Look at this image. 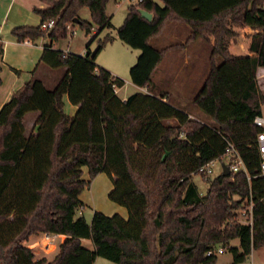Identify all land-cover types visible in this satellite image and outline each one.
<instances>
[{
  "label": "trees",
  "instance_id": "16d2710c",
  "mask_svg": "<svg viewBox=\"0 0 264 264\" xmlns=\"http://www.w3.org/2000/svg\"><path fill=\"white\" fill-rule=\"evenodd\" d=\"M46 1L35 8L37 25L11 31L19 40L46 35L39 63L64 70L50 88L33 75L0 106V264H92L97 255L117 264H217V253H207L217 245L230 251L231 264L246 260L264 244V175L256 145L261 127L253 121L262 112L264 94L251 56L230 52L229 43L237 36L232 25H251L261 31L251 34L248 49L264 57V0L130 2L116 34L139 49L129 78L149 89L125 98L115 92L124 80L95 62L111 36L91 51L92 37L84 53L53 46L67 35V23H78L87 33L93 26L96 31L111 26L107 0ZM84 6L89 19L79 14ZM140 7L152 13L150 20ZM49 18L54 24L41 28ZM167 21L186 23L187 40L209 42L213 36L210 67L193 98L208 120L190 116L163 99L165 93L152 90L162 55L181 44H150ZM64 95L77 105L73 114L63 108ZM28 111L37 116L34 130L26 134ZM171 117L178 124L162 122ZM229 142L243 166L218 173L201 193L192 174L204 175ZM101 171L112 180L108 197L125 206L127 215L93 209L87 221L79 194ZM39 232L64 235L50 259L35 257L23 242ZM234 238L237 245L231 244Z\"/></svg>",
  "mask_w": 264,
  "mask_h": 264
},
{
  "label": "crops",
  "instance_id": "0c3cea01",
  "mask_svg": "<svg viewBox=\"0 0 264 264\" xmlns=\"http://www.w3.org/2000/svg\"><path fill=\"white\" fill-rule=\"evenodd\" d=\"M48 5L46 0H0V61L1 64H5L9 66L11 69H2L0 65V106L1 104L6 101L13 92H15L18 88L22 86V84L30 79L31 77L38 75V72H42L44 75L55 76L54 79H57L62 74L64 68H50L43 63H39V57L42 52L43 46L45 43H48V38L45 36H41L37 39H29L25 38L24 40H19L17 37L12 33V28L18 25H37L40 22V15L35 11L36 7H43ZM169 22H174L171 25H168ZM181 23L182 21H167L164 23L161 32L164 28L168 26L169 32L171 33L172 37H181L183 32H185V26ZM189 27V26H188ZM243 28H255L253 32H259L261 29L253 27L251 25H244L241 26ZM160 32V33H161ZM252 32V33H253ZM159 33V34H160ZM251 33V34H252ZM158 34V35H159ZM189 34V32H188ZM188 34L185 38H180V40L173 41L171 43L165 44L161 47L167 46L172 43H181L179 46L171 47L167 49L164 54L162 55L161 59L159 60L157 66L155 67L152 73V86L156 84V91L160 93H165L163 99L171 100L173 103L177 104L178 106L184 108L190 116L192 117H200L204 118L200 111L196 109L192 104L189 102H183L182 98H187V94L190 93L191 88L193 87V78L200 75L202 71H200L198 64L201 62V52L203 47L208 48V55H207V64L208 68L205 70L203 74V80L208 72L210 67V46L211 41L207 42L204 41L202 38L197 37L191 40H187ZM250 34V36H251ZM156 35V36H158ZM155 37V36H154ZM153 38V37H152ZM248 43L246 44L245 41ZM242 43H236L234 40L230 41L229 50L230 52L237 54L241 49H245L250 42V38L246 39ZM56 42L53 43L54 47H57ZM61 48V47H59ZM66 51H72L76 53H84L85 50H75L71 46V43L68 42L67 46L61 48ZM175 50H179L176 52ZM238 51V52H237ZM248 54L251 56V59L254 65L257 68V63H262L264 61V57L258 56L254 52H250L248 49ZM137 53H131V57L127 60L125 65H130ZM240 55V54H237ZM179 58H182L179 61ZM257 62V63H256ZM111 72L114 74H121L117 68L112 67L110 68ZM204 68H202L203 70ZM14 71L22 72V76L15 75ZM58 70V71H56ZM157 71V78L154 77V72ZM55 72V73H51ZM58 72L60 73L58 75ZM122 75V74H121ZM42 77V76H41ZM44 79V78H43ZM42 79V80H43ZM202 80V82H203ZM6 81L9 82L5 83ZM202 85V83H201ZM200 85V86H201ZM124 84L115 88V92L121 98H125L128 93L119 94L120 90ZM200 88V87H199ZM149 86H138L132 82V91L133 92H148ZM132 93V92H131ZM197 93V92H196ZM196 95V94H195ZM194 95V96H195ZM182 96V97H181ZM178 97V99H176ZM194 98V97H193ZM63 108L65 112L68 114H73L77 108L76 104L71 103L67 95L63 96ZM193 103V99H192ZM194 104V103H193ZM37 116V115H36ZM36 118V117H35ZM33 130H34V123L35 119L33 117ZM164 124L176 125L178 121L176 118H164L162 120ZM223 163V162H222ZM225 163V162H224ZM101 172H98L96 175H99ZM95 175V177H96ZM106 207H111V209H115V211H119L120 214L125 216L123 205H114L113 203L106 204L103 203L102 205ZM110 209V208H109ZM103 210V209H102ZM101 210V211H102ZM109 213L104 211V213ZM44 235L48 234L49 237L52 233L43 232ZM55 236H61V240L63 239V234H54ZM86 238H81V243ZM60 240V241H61ZM55 246V243H52ZM232 244V240H231ZM238 244V243H237ZM233 244V245H237ZM264 245V244H263ZM57 252V251H56ZM253 255V250L251 251L249 256ZM227 263H231L228 261ZM242 263V262H241ZM240 264V263H238ZM252 264V260L250 261Z\"/></svg>",
  "mask_w": 264,
  "mask_h": 264
},
{
  "label": "rangeland",
  "instance_id": "374dc122",
  "mask_svg": "<svg viewBox=\"0 0 264 264\" xmlns=\"http://www.w3.org/2000/svg\"><path fill=\"white\" fill-rule=\"evenodd\" d=\"M159 3H162L161 0H157ZM132 2L131 0H107L106 2V12L110 15V20L112 25L109 27H103L96 31V27L93 26L90 32H86L78 23H75L72 27L74 28V33L71 35V33H67L65 37H61L58 40L54 41L56 42V48H64L67 46L68 42L71 43V46L75 50H85L86 47L85 44L93 37L89 44V48L91 51H93L97 43L100 39H103L105 36L109 35L112 37L111 40L107 41L103 47L98 51L95 57V62L100 65L105 67L106 69L110 70V68L115 67L117 70L121 72V74H115L119 77H121L124 80V86L120 90L119 94L122 93H131L132 91V81L129 78V66L135 61L130 64V65H125L127 63V60H129V57H131V53H139L138 48H133L123 41H121L116 34V28L119 26L122 22L123 19L126 15L127 11V5ZM80 16L83 18L89 19L90 14H89V9L88 7L84 6L81 8L79 11ZM174 22H169L168 25H171ZM182 25L185 26V32H183L181 37H172L171 33L169 32V28L165 27L164 30L158 35L150 39V44L156 48H160L161 46L171 43L176 40H180V38H185V36L189 32V27L186 23H181ZM235 32L237 33V36L233 38L236 43H242L246 39L250 38V34L254 31L253 29L255 28H243L241 26L244 25H232ZM46 38H48L46 35H44ZM213 39V36L211 35V40ZM210 40V41H211ZM49 42V40H48ZM53 42V43H54ZM245 43H248L245 41ZM230 44V43H229ZM60 48V49H61ZM176 52H179V50H175ZM248 49L247 46L243 50L241 49L237 54H248ZM180 53V52H179ZM207 55H208V48L203 47L202 52H201V62L198 64V67L202 73L195 78H193V87L191 88V91L189 94H187V98H182L183 102H189L192 104L194 107H196L192 103V99L196 92L198 91L202 80H203V74L205 70L208 68L207 64ZM137 56V55H136ZM182 58H179V61H181ZM257 63V62H256ZM1 70L2 69H11L9 66L5 64H1ZM202 68H204L202 70ZM15 72V75L22 76V72ZM58 71V70H56ZM55 73V72H51ZM113 73V72H112ZM38 77L43 79L44 84L50 88L54 85L56 82V79H54V75L49 76L48 75H43L42 72L37 73ZM60 73L58 72V75ZM114 74V73H113ZM154 77L155 79L157 78V71L154 72ZM42 76V77H41ZM256 77H257V82L258 86L261 90V92L264 94V63H257V68H256ZM5 83H8L6 81ZM1 89V88H0ZM157 87L156 84L155 86H152V90L156 91ZM182 97V96H181ZM178 99V97L176 98ZM264 103L262 104L263 107ZM196 109H198L196 107ZM199 110V109H198ZM200 111V110H199ZM201 115L204 117L203 119L208 120V117L203 114L200 111ZM37 115L36 111H28L25 113V118H24V127H25V133L28 134L31 131H33V117L35 119ZM222 162L228 163L229 162V155L224 154L221 158L214 159L211 161L206 168L205 174L202 175L201 173H193L192 174V180L193 182L197 185L198 190L201 193L206 192V189L208 187L209 180L216 176L218 173L222 171ZM84 178H88L87 174V168L83 167V175ZM112 187V180L111 177L104 171H101L99 175L94 176L90 180V184L83 188L79 194L80 199L83 201L84 206L82 207V214L86 218L87 221H90L92 211L93 209H98L107 211L111 214L113 212H119L115 211V209H111V207H106L102 205L103 203L110 204L113 203L114 205H120L118 202L110 199L108 197V191ZM122 206V205H121ZM124 209V214L127 215V209L125 206H122ZM110 208V209H109ZM106 213V212H105ZM78 214V212H77ZM125 215V216H126ZM247 214L244 212H240L239 218L241 220H245ZM61 240V236H55L54 234H51L50 237H46L43 232H39L36 234H30L23 242L27 244L29 247H31L32 251L34 252L35 257H41V256H46L48 259L52 258L54 254L56 253L58 249V243ZM52 243H55V246H53ZM238 239L234 238L232 239V244H237ZM82 244L86 247L92 248L93 244L92 241L88 238L84 239ZM217 264H226L228 261H232L231 253L228 249H224L222 252L217 253ZM252 260V264H264V245L253 249V255L248 256L246 260H244L242 263L239 262L240 264H250V261ZM92 264H117L115 261L108 259L106 257L97 255L93 261ZM238 264V263H236Z\"/></svg>",
  "mask_w": 264,
  "mask_h": 264
},
{
  "label": "built area",
  "instance_id": "2783aa9c",
  "mask_svg": "<svg viewBox=\"0 0 264 264\" xmlns=\"http://www.w3.org/2000/svg\"><path fill=\"white\" fill-rule=\"evenodd\" d=\"M131 1H138V0H131ZM54 21H55L54 18H49L47 20H44L40 23V27L43 29H49L54 24ZM66 29L68 33H71V35L74 33V28L71 26V23L66 24ZM253 121L256 125L261 127V130L258 131L256 134V145H257V148L259 151V157H260V174L264 175V105L262 107V112L260 114H257L254 117ZM225 154L229 155V160L231 163L228 165L231 170L236 171L241 166H243L242 159L231 142H229V144L226 146ZM209 163L205 166V168L208 167ZM247 209L250 211L251 204L247 206ZM46 237H49V235L46 234ZM224 249L225 248L222 245H217L216 247H209L207 250V253H211V252L219 253V252H222ZM226 264H231V263H226Z\"/></svg>",
  "mask_w": 264,
  "mask_h": 264
},
{
  "label": "water",
  "instance_id": "95a60500",
  "mask_svg": "<svg viewBox=\"0 0 264 264\" xmlns=\"http://www.w3.org/2000/svg\"><path fill=\"white\" fill-rule=\"evenodd\" d=\"M139 11H140L141 15L143 17H145L146 19L150 20L152 18V13L150 11H148V10H146L144 8H141V7L139 8ZM74 21L77 22V18H75ZM221 166H222V171L221 172L223 174H228L230 172V168H229V165L227 163L223 162L221 164Z\"/></svg>",
  "mask_w": 264,
  "mask_h": 264
}]
</instances>
